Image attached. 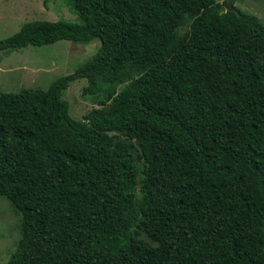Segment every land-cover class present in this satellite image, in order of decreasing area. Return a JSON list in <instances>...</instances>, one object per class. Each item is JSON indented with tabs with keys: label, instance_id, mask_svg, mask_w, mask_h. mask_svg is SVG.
Listing matches in <instances>:
<instances>
[{
	"label": "trees",
	"instance_id": "1",
	"mask_svg": "<svg viewBox=\"0 0 264 264\" xmlns=\"http://www.w3.org/2000/svg\"><path fill=\"white\" fill-rule=\"evenodd\" d=\"M66 1L75 21L0 39L99 40L46 90L0 91V194L21 219L7 264H264V25L234 0ZM132 72L127 105L69 115L70 81L103 104Z\"/></svg>",
	"mask_w": 264,
	"mask_h": 264
},
{
	"label": "rangeland",
	"instance_id": "2",
	"mask_svg": "<svg viewBox=\"0 0 264 264\" xmlns=\"http://www.w3.org/2000/svg\"><path fill=\"white\" fill-rule=\"evenodd\" d=\"M224 8H229L231 0H218ZM234 6L245 13L256 16L264 25V0H234ZM66 19L75 21L76 16L70 10L66 0H0V39H5L33 20L57 21ZM191 17L185 15L177 29L182 36L189 27ZM99 40L72 41L59 40L41 46L28 45L26 48L0 51V91L16 93L22 89L40 88L46 90L55 79L73 73L97 50ZM136 72L130 77L116 82L109 90L107 99L99 104L90 98L81 96L86 84L84 78L69 82L63 99L68 103L69 115L81 120L92 108H116L129 103L136 90ZM121 136L120 133L112 132ZM137 152L138 141H134ZM20 215L16 207L0 194V264H7L11 253L21 236ZM154 244L145 234L139 236Z\"/></svg>",
	"mask_w": 264,
	"mask_h": 264
}]
</instances>
